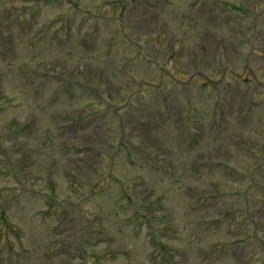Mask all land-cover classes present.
<instances>
[{"label": "rangeland", "instance_id": "1", "mask_svg": "<svg viewBox=\"0 0 264 264\" xmlns=\"http://www.w3.org/2000/svg\"><path fill=\"white\" fill-rule=\"evenodd\" d=\"M110 1L118 2V0H0V19L3 12L9 21L4 25V30L7 32V38L4 39L11 41L15 46L14 51L9 52L5 65L0 60V77H2V81L0 80V166L4 167V164L13 161L15 164L7 168L19 171L10 174V171L0 168V264H159L161 255L158 253L155 261L151 259L153 256L151 253H154L155 249L152 236L156 237V243L162 241L170 245L174 251L177 249L184 251L183 255H175V261L179 264H236L235 254L232 251L219 254L211 249L216 243L218 245L214 247L232 242L233 237H228L223 230L226 225L210 224L208 227L195 222L191 230H185L183 220L202 222L206 216L212 215L209 206L211 204L208 206L201 204L205 199H212L208 190L214 181L216 185H220V193L226 195V200L218 204L217 201L214 202V206L218 205L219 209L222 207L221 204L227 203L235 209L242 210L239 203L241 201L238 199L242 197L243 192L247 194L251 190L255 193L254 195L260 194V197L264 199V159L260 160L248 151L239 154L235 153L233 147L229 148L230 153H235L233 159L236 160L233 165L237 168V173L232 175L226 183L218 182V180L222 182L225 180L221 179L223 177L221 173H200V179H195L192 185L201 203L193 205L184 190L187 181L186 173L181 172L183 163L180 159L176 160L178 150L173 146L182 132L176 131L174 126L173 131L167 134L172 135L168 138L171 153L167 149L159 156H155L153 160L140 157V166L129 170L125 184L118 182L121 173L115 171L107 173L105 170L97 172L96 168H85L77 174V178L81 173L86 172L83 176L93 179L92 193L84 189L77 191L78 196L73 195L81 182L78 185L72 182L75 172L66 165L70 160L80 161L86 154L91 155L86 149L79 148L80 146L77 145L76 139L83 136L85 129L78 127L81 124L79 121L76 126L79 130L76 133L61 138L63 135H60L59 130L64 128V121H52V115L62 113L64 116L68 114L80 116L83 112L88 118H93L87 131L92 130L99 134L102 133L100 123L110 119L104 116L105 111L101 108L99 110L98 103L92 95L89 98L82 97L81 100L71 99L69 104L76 106V109L63 110L66 106L63 101L47 112H44L42 108L47 104L54 105L49 101H61L66 97L61 92H54V89L58 90L59 85L65 81L64 76L53 70L55 66H60L63 75L70 72L75 76L78 69L82 68L83 78L95 86L104 64L101 58L107 51L111 35H115L114 39L118 40L116 49L119 56L123 48L130 50V47L120 40L123 38L122 32L130 38L138 36V41H143L144 37H140L143 33L134 27L132 11L131 15L130 11L122 15L119 11L109 9L111 10L109 14H112L114 18L121 15L124 18L123 21L119 19L121 16L118 18L117 25L106 24L92 18V26L91 22L83 19L85 16L82 13L74 9L76 5L90 6L94 13L102 6L101 4ZM245 3L250 6V1L245 0ZM249 10L253 11V7ZM228 16L224 14L226 20L220 22V30L227 26L226 22L230 20ZM134 19L138 23L136 13H134ZM20 22H23L22 25ZM157 23L158 20L154 19L149 27L156 26ZM118 27H121L123 31L120 32ZM160 31L162 33L158 36L171 37L168 35L171 29L164 28ZM119 33L121 34L118 35ZM145 40L153 41L154 38L147 37ZM226 46L232 50L234 45L232 42H227ZM174 51L179 54L181 48L176 46ZM144 52L149 56L147 48ZM184 52H190L187 45ZM6 53L8 52L4 54ZM162 54L170 55L171 51L163 49ZM30 70L37 71V76L31 82L24 78V72ZM184 70L191 72L192 67L184 63ZM153 76L155 77V74ZM87 82L83 83L84 88ZM198 82L202 81L198 80ZM76 85H78L77 82H73L67 85V88L71 90ZM195 87L192 85L188 92H180L178 103L182 102L188 109L192 108L188 99L190 95L196 106L210 114L209 107L217 105V101L220 100L218 101L219 111L213 114L214 119H217L219 123L218 126L224 124L226 129H230L229 133L233 132L244 142L246 139L250 144L257 143L264 150V141L261 139V136H264V125L256 128L255 123L258 121H254L264 114V108L257 114L249 112V121H229V119H237L242 105L236 101H222L210 96L204 97L202 102H199V94L193 91ZM94 90L91 89L89 92ZM232 91L243 93L245 88L235 84ZM85 103L91 106L90 110L88 106L85 107ZM59 106L61 111L58 112ZM230 110L233 111L232 114H229ZM19 122L26 127L27 131L16 132ZM209 122L199 121L202 128ZM186 126L190 128V125ZM234 129L241 132L236 133ZM216 134H218L217 131L213 135L208 134L205 137V143L208 144L210 140H214ZM2 138L5 140L3 144H1ZM62 139L71 146L77 145V150L68 151V147L61 149ZM90 140L91 143L95 142V137L88 139V142ZM107 142L113 145L116 144L117 139L112 135L108 137ZM193 153L196 154L195 147H193ZM171 157L173 163L169 162ZM194 157H188L187 161L193 160ZM159 159L166 160L168 166L156 165ZM53 163L54 168L48 172L50 169H47V166ZM119 164L116 163V165ZM190 168L196 169L193 164ZM186 170H189L188 166ZM23 179L25 188L22 184ZM36 179H40V187L33 189ZM50 185L51 189H48ZM50 192L55 194L56 200L62 202L64 199H70L75 206L67 209L56 208L55 204L50 203ZM235 192L239 193L240 197L235 196ZM127 197H132L133 201H138V204L122 210L120 205L127 203V200L122 198L128 199ZM158 200L162 207H155L152 211L145 213L141 221L133 220L132 215L137 212V205L141 202L144 205L156 204ZM262 203L259 206L258 217L251 216L250 222L244 225V228L246 227L245 229L249 231L256 230V236L259 239L243 247L238 255V264H263L261 242L264 239V202ZM2 204L5 205L4 208ZM49 206L52 207L48 208ZM230 209L232 212L233 208ZM253 211L250 210V212ZM82 213L85 215L82 216ZM116 213L117 215H114ZM5 218L9 223H6ZM82 220L86 227L83 226ZM241 220L243 219L240 218L235 229H232L238 243L247 242L243 233L237 234L242 225ZM259 220L261 225L257 229L254 224ZM169 225L172 230H168V236L160 237L163 229ZM149 228H153V232H149ZM234 251L237 250L234 248ZM82 253L85 260L81 261V256L74 258Z\"/></svg>", "mask_w": 264, "mask_h": 264}]
</instances>
